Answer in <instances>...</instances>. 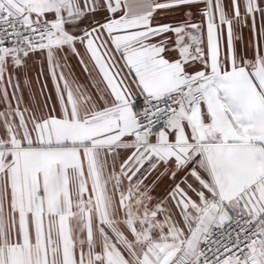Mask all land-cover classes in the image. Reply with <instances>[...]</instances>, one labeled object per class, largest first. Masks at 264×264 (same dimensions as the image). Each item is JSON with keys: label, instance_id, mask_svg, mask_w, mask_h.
<instances>
[{"label": "snow or ice", "instance_id": "snow-or-ice-1", "mask_svg": "<svg viewBox=\"0 0 264 264\" xmlns=\"http://www.w3.org/2000/svg\"><path fill=\"white\" fill-rule=\"evenodd\" d=\"M0 264H264V0H0Z\"/></svg>", "mask_w": 264, "mask_h": 264}, {"label": "crops", "instance_id": "crops-1", "mask_svg": "<svg viewBox=\"0 0 264 264\" xmlns=\"http://www.w3.org/2000/svg\"><path fill=\"white\" fill-rule=\"evenodd\" d=\"M72 64H73L74 72L77 75V77L79 78L80 82L87 83L88 82L87 77L84 74L82 68L78 65V63L75 60L72 61ZM38 89H39V86H37V92H38ZM52 95L54 97V95H55L54 91H53ZM38 100L40 102H43V97L38 96ZM32 102L35 103L36 101H32Z\"/></svg>", "mask_w": 264, "mask_h": 264}]
</instances>
